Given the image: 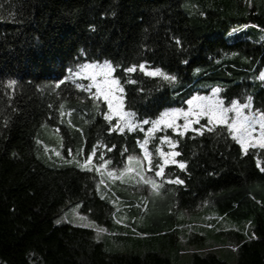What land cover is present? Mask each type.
<instances>
[{
  "label": "trees",
  "instance_id": "obj_1",
  "mask_svg": "<svg viewBox=\"0 0 264 264\" xmlns=\"http://www.w3.org/2000/svg\"><path fill=\"white\" fill-rule=\"evenodd\" d=\"M104 61L116 69L112 77L123 88L125 112L135 113V131L114 130L106 100L76 77L81 65ZM133 65L135 72L124 71ZM157 68L178 82L146 74ZM262 72L264 0H0V264H181L180 237L200 245L233 240L235 264H264L259 146L245 154L222 127L176 136L177 165L158 181L155 201L148 190L142 199L133 189L111 194L105 181H114L99 173L104 161L122 175L129 157L144 160L142 121L184 109L213 88L226 105L251 96L264 112ZM10 80L17 83L9 87ZM44 130L60 137L65 163L47 156ZM164 135L173 139L158 134ZM177 178L184 183H169ZM115 198L145 226L120 225ZM76 206L135 252L110 253L111 237L99 240L92 229L57 222ZM201 222L211 223L208 234L191 238L187 229ZM165 235L159 250L148 246ZM188 264L228 263L214 252Z\"/></svg>",
  "mask_w": 264,
  "mask_h": 264
},
{
  "label": "rangeland",
  "instance_id": "obj_2",
  "mask_svg": "<svg viewBox=\"0 0 264 264\" xmlns=\"http://www.w3.org/2000/svg\"><path fill=\"white\" fill-rule=\"evenodd\" d=\"M103 65V64H100ZM80 73V75H76V77L78 78H84L86 79L88 82H90V87L89 90L91 88L94 89V91L96 92V87H95V83H102L104 77L100 74V70L92 67L89 69H81L80 71H78ZM91 74H96V81L94 82L92 79L89 78V76ZM113 74L111 73V76L108 77V79H114ZM87 82V83H88ZM113 90L116 91L119 87L118 85H113L112 86ZM196 96V95H195ZM200 96V95H199ZM194 97V96H193ZM193 97H191L190 99H192ZM203 97V96H202ZM210 98L214 97L213 91H211V93L207 96ZM102 99L103 96H101ZM214 98H218L223 100L222 96H221V92L215 94ZM105 100V99H104ZM188 101V100H187ZM187 101L185 103V108L184 110L187 111L189 108H194V105L190 106L187 104ZM107 102V101H106ZM118 102H122V97L119 91H116V99L113 100V104L114 106L118 103ZM224 102V100H223ZM198 103V102H197ZM241 104L244 103H248V100H243L240 101ZM225 107H230L231 105H226L224 103ZM121 108L122 110L125 112L122 103H121ZM109 110V109H108ZM168 111V110H166ZM165 111V112H166ZM243 112L247 115H251L253 113L256 114L257 119H259V114L261 113L260 111H257L254 109V107L251 106L249 108H245L243 109ZM109 115H112V120H114L116 122V124L120 123V118L118 115H116L114 112H111L109 110ZM235 113H229V116H234ZM162 117V116H161ZM160 119L156 120V121H161L158 124H154V123H150V124H141L143 127H146V139L145 141H147V143L145 144L143 142L142 144V150H143V159L138 158V157H134L131 160H128V169L124 170L122 172V175L117 174V172L114 169H110L107 164L104 162H102V164L99 166V173L102 174L103 176V180H105V178H107V180L109 181H114V182H108L105 181V187L107 188V191L111 194H113V192L118 193L121 192L122 194H126L127 192L129 193V191H131L132 189L137 192V194L135 195V197L138 198H143L145 192L148 190L149 194H152L151 199L153 201H155L156 198H158L155 193H159V187L157 189H153L151 183H145L144 178H148L149 180H154L156 182L157 185L160 186V183L158 181H163V180H167L165 177V173H167V168H169V166L171 165H177L176 162L173 163L172 161H175V158L177 155H172L173 153H176V141H175V137L178 135H186L187 133H196V134H201L202 132H206L208 131L209 128H212L213 125L212 124H208L207 123V117H201L199 120V123H195L194 121L196 120L195 115H192L189 117V119L191 121H193V123L191 124V127H189L187 129V131L184 130L183 125L186 123L185 121V117L183 113H178V114H169L168 117H166L165 119L171 120V119H175L176 121V127L175 128H169L167 126L166 123L163 122V120ZM132 119L134 120V117H132ZM135 121V120H134ZM155 122V121H154ZM136 125L138 126V124L136 123ZM216 127H222V128H226L227 130V126L226 125H216ZM257 131L253 133V137L254 138H258L259 137V124L256 125ZM128 129V128H125ZM153 129H155L153 131ZM162 131H164L166 134H169V132H171L173 139H167L165 140L164 136H158V134ZM44 133L46 136L49 137V140H46L45 143V148H46V153L47 156L50 158H55L57 161L62 160L63 163L66 162V159L63 155V152L60 151L59 149H57V143H60V137L55 135H51L46 133V131L44 130ZM58 133V132H57ZM183 133V134H181ZM150 141V144H149ZM151 144H154V147L151 149ZM252 147V146H250ZM145 149H147V153L149 155L146 156L145 153ZM164 153V155H161V153ZM57 153H59V155H57ZM165 156L168 157L169 162L167 164H165ZM149 159H151L152 161V166L149 165ZM92 161V157L89 158V161L87 162H91ZM159 165H164V172L163 175H156L157 172H159ZM78 167L82 168V169H86V170H93V168L95 167L94 164H90V163H86V164H82L78 165ZM119 181V183H116L115 181ZM127 183V185H129V187H124V185ZM115 184V185H114ZM131 189V190H130ZM162 189V188H160ZM110 195V194H109ZM146 195V194H145ZM110 202L112 203V205L116 208V211L118 210V214H116L117 216V220L118 223L120 225L123 226H127V227H131L132 225L134 226H139V227H144L145 224L147 223L146 220H141L140 218H138L135 213L133 212V214H128L127 209L125 208V206H123V203L120 202L119 200L115 199H111ZM80 207L76 206L75 209L69 211L68 214H63L61 216L60 219H58L60 222H65V223H69L73 226H77V227H84V228H88V229H92L96 235V237L99 240H105V238L107 237H111V245L110 246L107 244V251L110 253H117V254H131L134 253V246H128L126 244H122V243H118L116 241V236L112 235L110 230L105 229V228H101L97 225H95V223H93L92 221L89 220V218L83 216L80 214ZM153 215V214H152ZM186 219L191 220L194 218V220H196L198 218V215L195 216H191L186 214L185 215ZM211 220H213L212 218H210ZM199 222V221H198ZM202 224H198L196 225V227H194V229H191V227H189L186 231V233L192 238L196 237V236H200V235H207L209 232V228L211 226V223H203ZM131 224V225H130ZM224 227H226L224 225ZM98 229H104L105 231H102L99 233L98 236ZM228 228H224L223 230H226ZM194 232H196L194 234ZM199 234V235H197ZM168 239V237L165 235V237H155L152 241L151 244H148V246L153 249V250H159V248H162V245L160 244L162 242L163 239ZM220 239V236L217 237V239ZM206 239V238H205ZM180 241V243L183 246V250L181 251V255H182V261L181 264H188L190 262V259L194 256V255H206L209 253H214L216 252V255L218 258H220L221 260L227 262L228 264H235L237 262V254H233L234 252H236V245L233 242V240L228 241L226 244L223 245H218V241L217 242H212L209 241L208 245H200V242H195L192 241V239H186L183 237H180V239H178ZM116 241V242H115ZM210 244V245H209ZM212 244V245H211ZM130 249V250H128ZM231 251V252H230ZM146 252V251H144ZM233 252V253H232Z\"/></svg>",
  "mask_w": 264,
  "mask_h": 264
},
{
  "label": "snow or ice",
  "instance_id": "obj_3",
  "mask_svg": "<svg viewBox=\"0 0 264 264\" xmlns=\"http://www.w3.org/2000/svg\"><path fill=\"white\" fill-rule=\"evenodd\" d=\"M177 43L179 44L180 41L177 40ZM187 63V61H185ZM83 69H89L92 67H95L100 70V74L104 77L102 83H95L96 87V96L97 98L103 96V98L107 101L108 108L111 112H114L116 115L120 118V123H118L115 126L114 130H118L120 132H123L125 128H128L129 130L135 131L136 130V122L132 119V117L135 116V113L133 112H124L121 108V103L118 102L115 106L113 104V100L116 99V91L123 92V88H118L116 91L113 90V85H119V80L117 79H108V77L111 76V73L114 72L116 69L113 67L110 61H104L103 65H100L99 63L95 65H81L80 66ZM140 70H145V65L140 64L139 66ZM137 70V66L133 65L131 67H128L124 69V71L128 73L135 72ZM71 73V70H69ZM199 71V70H197ZM149 76H163V79L167 81L170 84H174L177 81V77L175 75H169L167 73H164L162 69H155L154 71H148L146 73ZM76 75H80L79 72L76 73ZM90 79H92L94 82L96 81V74H91L89 76ZM260 79L264 80V72L260 73ZM64 81H60V83H63ZM135 83V81H132ZM17 82L15 80H10L8 82L9 87L15 85ZM78 87H81V85H77ZM56 87H59V84L56 85ZM213 94L215 97V94L220 92L219 88H213ZM210 98L207 96H199L196 95L192 99H189L187 101V104L192 106L194 105V108H189L187 111L181 108H175L170 109L162 114L161 120H163L164 123L167 124L169 128H175L176 127V121L175 119H165L169 116V114H178L183 113L185 117L186 123L183 125V128L185 131L189 127H191V124L193 121L189 119L190 116L195 115L196 120L195 123H199V120L201 117H207V123L212 124L213 127L209 128L208 131H216V125H226L227 131L230 135H232V138L240 143V145L243 147L245 154H247L248 149L250 146L256 147L259 146L261 149H264V112H261L259 114V119H257V116L255 113L251 115H247L243 112V109L249 108L251 106L252 97H247L248 103L241 104L239 101H232L230 107H225L223 100L218 98ZM198 102V103H197ZM234 112V116H229V113ZM105 119L108 121L112 120V115H106ZM143 124H149L150 121L145 119L142 121ZM161 121H155L151 122L154 124H158ZM259 124V137L254 138L253 133L257 131L256 125ZM155 129H153L154 131ZM183 134V133H181ZM201 135H203V132L201 131ZM165 140L168 139V137H164ZM145 144L147 141L144 142ZM146 156L149 155L147 153V149H145ZM59 155V153H57ZM161 155H164L162 152ZM172 155H179L178 152L173 153ZM93 156H95V152H93ZM133 159L132 157H129V160ZM169 162V159L167 156H165V164ZM175 163L176 161H172ZM260 164H264V161L258 160V166ZM149 165L152 166V161L149 159ZM179 167L181 169L185 168L186 165L183 162L179 163ZM262 172H264V167H261L260 169ZM164 172V165H159V172L156 173V175H163ZM145 183H151L153 189H157L159 185L156 184L154 180H149L148 178H144ZM169 183H176V184H183L184 181L177 178L175 181H169ZM58 223L60 221H57ZM105 231L104 229H98V236L99 233Z\"/></svg>",
  "mask_w": 264,
  "mask_h": 264
}]
</instances>
